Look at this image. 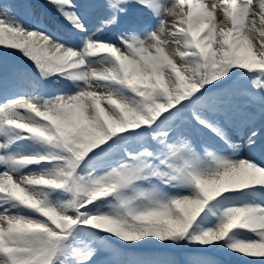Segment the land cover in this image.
Instances as JSON below:
<instances>
[{
  "label": "snow or ice",
  "instance_id": "1",
  "mask_svg": "<svg viewBox=\"0 0 264 264\" xmlns=\"http://www.w3.org/2000/svg\"><path fill=\"white\" fill-rule=\"evenodd\" d=\"M0 264H264V0H0Z\"/></svg>",
  "mask_w": 264,
  "mask_h": 264
},
{
  "label": "rangeland",
  "instance_id": "2",
  "mask_svg": "<svg viewBox=\"0 0 264 264\" xmlns=\"http://www.w3.org/2000/svg\"><path fill=\"white\" fill-rule=\"evenodd\" d=\"M144 251H148V252H156V251H160L159 248H157L156 246H148L144 249Z\"/></svg>",
  "mask_w": 264,
  "mask_h": 264
},
{
  "label": "bare ground",
  "instance_id": "3",
  "mask_svg": "<svg viewBox=\"0 0 264 264\" xmlns=\"http://www.w3.org/2000/svg\"><path fill=\"white\" fill-rule=\"evenodd\" d=\"M210 2H212V0H210ZM98 67H100V66H98ZM241 151H242V153H241L242 156L247 154L246 148H244V150L242 149Z\"/></svg>",
  "mask_w": 264,
  "mask_h": 264
}]
</instances>
